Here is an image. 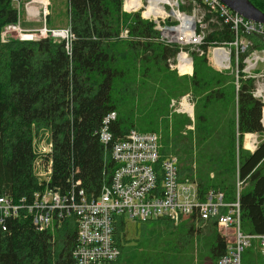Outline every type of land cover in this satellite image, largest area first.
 Instances as JSON below:
<instances>
[{
	"label": "trees",
	"instance_id": "obj_1",
	"mask_svg": "<svg viewBox=\"0 0 264 264\" xmlns=\"http://www.w3.org/2000/svg\"><path fill=\"white\" fill-rule=\"evenodd\" d=\"M55 1L50 0L51 13L45 16L48 27ZM248 1L264 12V0ZM11 3L0 0V32L17 23ZM66 7L75 37L70 54L64 43L49 38L0 42V195L30 198L40 190L32 173L31 142L33 133L47 129L53 144L50 185L64 191L73 169L87 196H96L117 165L95 132L115 112L110 126L114 139L131 130L162 128L161 155L178 158L180 180H194L200 199L214 191L223 194L224 202H233L238 164L240 178L248 177L240 195L241 230L264 235V129L262 104L251 95L252 80L239 79L236 90L232 74L216 72L206 57L197 55L192 56V76L179 77L167 66L177 47L156 41L154 24L139 13L123 12L122 0H66ZM123 28L131 40L119 39ZM247 38L253 48L264 50L259 35ZM232 39L225 25L206 41ZM189 91L195 99V132L183 135L190 119L171 114L169 104ZM248 133L259 135L252 153L241 147ZM133 224L134 238L126 240V218H114L120 256L113 264H193L194 250L198 264L203 259L216 264L225 253L215 218L197 232L192 218L176 225L165 218ZM75 244L73 220L44 232L27 220H10L5 231L0 228V264H76ZM242 261L264 264V257L250 248Z\"/></svg>",
	"mask_w": 264,
	"mask_h": 264
},
{
	"label": "built area",
	"instance_id": "obj_2",
	"mask_svg": "<svg viewBox=\"0 0 264 264\" xmlns=\"http://www.w3.org/2000/svg\"><path fill=\"white\" fill-rule=\"evenodd\" d=\"M48 0H29L22 6L24 14L35 18L32 6L40 7L45 22ZM20 0H12L18 11L15 25H7L0 32V42L10 41L11 34L17 38L35 34L36 38L52 39L64 43L70 54L75 39L70 26L65 28H40L27 30L20 27ZM185 0H169L161 4L155 14L145 15V6L123 10H142V18L154 24L158 32L156 41L169 46H177L175 57L167 60L168 68L179 77L192 76L191 54L206 57L208 65L218 73H230L235 77V89L239 79L252 80L251 95L262 104L261 124L264 129V51L252 49V43L243 38L257 34L264 41V25L250 20L228 9L220 0L191 1L189 12L180 11ZM133 6V3H132ZM229 27L231 41L207 42L211 27L221 30ZM120 39H132L128 30L121 32ZM155 40V39H154ZM206 45V47H204ZM251 48V51H247ZM248 52L241 59V55ZM175 112L193 119V99L187 94L179 101H172ZM116 119L115 112H109L95 132L117 168L109 183L103 184L96 196L88 197L76 178L78 171H71L67 188L50 185L53 175V144L49 130H38L32 136L34 160L32 173L41 187L30 198L14 199L0 195V228L6 230L10 220H27L39 232L59 228L68 220L76 225V244L72 252L76 264H113L120 256V250L113 239L114 218L124 216L138 222L168 219L177 223L181 219L192 218L196 232L209 219H216V229L225 241V253L216 264H244L242 255L246 249H257L264 257V235L245 234L240 226V195L247 178H240L238 164L235 176V200L223 201L221 192L209 191L200 199L197 184L188 178L180 180L178 158L173 154L161 155V139L156 133H142L131 130L123 138L114 139L110 126ZM192 129V127H188ZM250 136V145L245 137ZM242 148L255 151L257 134H244ZM238 148V147H237ZM194 168V166H193Z\"/></svg>",
	"mask_w": 264,
	"mask_h": 264
},
{
	"label": "rangeland",
	"instance_id": "obj_3",
	"mask_svg": "<svg viewBox=\"0 0 264 264\" xmlns=\"http://www.w3.org/2000/svg\"><path fill=\"white\" fill-rule=\"evenodd\" d=\"M29 0H20V7H21V16H22V14H24V12H22V6H23V4L24 3H26V2H28ZM124 1L125 0H122V11L123 12H125L124 10H123V5H124ZM191 1H193V0H185V2L183 3V5L182 4H180V7H179V9H180V11H183V12H189V9L191 8ZM196 1H200V0H196ZM48 2V8H47V14H50L51 13V3H50V0H48L47 1ZM55 3H56V14H55V17L53 18L54 19V21H53V25H52V27H48L47 26V28H65V27H67L69 24H68V19H67V7H66V0H56L55 1ZM140 3H142V6H145L146 4H149V0H141V2ZM139 3V5L136 7V8H140L141 7V4ZM168 3H169V0H168ZM12 4V7L14 8V9H16V11H17V8H16V4L15 3H11ZM126 6L128 7V8H133L132 6H130V5H128L127 3H126ZM32 7H34V6H32ZM183 7V8H182ZM125 13H127V14H130V13H139L140 14V17L142 18V16H141V14H142V10L140 9V10H138V11H136V12H125ZM17 15H18V11H17ZM35 20L37 19L36 17L34 18ZM143 19V18H142ZM143 20H145V19H143ZM145 21H148V20H145ZM148 22H150V21H148ZM45 22H44V19L42 20H39L38 22H32V23H29V24H27V27L28 28H38V27H40V26H42V24H44ZM22 28V27H21ZM211 29V32L208 34V35H210V34H212V33H216L217 31H219V29H218V27L217 26H213V27H211L210 28ZM123 31H125V29L123 28L122 30H121V32H123ZM120 32V33H121ZM120 35V34H119ZM158 37V36H157ZM208 37V36H207ZM11 38H13V39H11V40H24L23 38H21V39H18L17 38V34L16 33H13V34H11ZM120 39V38H119ZM243 39H247V40H249L252 44H253V42H252V40L251 39H248V38H243ZM26 40H28V41H34V42H36V41H39V40H42V38H36V36H35V34H32V37H31V35H30V39H26ZM120 40H131V39H120ZM7 42H9V41H7ZM6 42V43H7ZM58 43H60V42H58ZM173 47H177V46H173ZM252 49H255V50H258V51H264V50H262V49H257V48H253V46L251 47ZM251 48H249L247 51H251ZM177 49H178V47H177ZM247 54H248V52H245V53H243L242 55H241V59H243L245 56H247ZM193 55H195V54H191V56H193ZM245 55V56H244ZM242 56H244V57H242ZM208 64V63H207ZM209 66V65H208ZM169 69V68H168ZM170 70V69H169ZM171 71V70H170ZM171 72H173V71H171ZM230 74V73H229ZM234 76V75H233ZM234 84H235V82H234ZM187 94H189V95H191L192 96V99H193V107L195 106V99L193 98V95L191 94V92L189 91V92H187L185 95H187ZM185 95H183V96H185ZM183 96H181V97H179V98H172L171 100H170V104H169V109H170V112H171V114L172 113H175V114H179V113H176L175 112V108L174 107H172L171 106V102L172 101H179ZM189 118V117H188ZM190 119V118H189ZM190 124H188V125H186L185 127H184V130L182 131V134L183 135H185L186 133L188 134V132H195L194 131V109H193V119L191 120L190 119ZM188 127H192V129H189ZM40 130H46V129H40ZM152 133H156V134H158L159 136H160V139L162 138V128L161 129H159L158 131H156V132H152ZM242 139H244V138H242ZM257 140H258V142H259V135L257 134ZM242 142H243V140H242ZM238 149V148H237ZM245 150V149H244ZM245 151H248V150H245ZM248 152H250V151H248ZM194 168H195V166H194ZM247 186V183L244 185V187H243V189L245 188ZM184 220H186V219H181L180 221H178L177 223H174L175 225L176 224H179V223H181V221H184ZM126 221H127V230H126V240H132L133 238H134V233H136L135 231H136V228H135V226H133L134 224V221H132V220H129V219H126ZM64 224V223H63ZM62 224V225H63ZM61 225V226H62ZM195 249L197 250V243L195 242ZM196 254H197V252L194 250V255H193V264H198V259H197V257H196ZM202 264H210V262L208 261V259H203L202 260Z\"/></svg>",
	"mask_w": 264,
	"mask_h": 264
},
{
	"label": "water",
	"instance_id": "obj_4",
	"mask_svg": "<svg viewBox=\"0 0 264 264\" xmlns=\"http://www.w3.org/2000/svg\"><path fill=\"white\" fill-rule=\"evenodd\" d=\"M228 9L242 16L246 20L264 25V12L254 7L248 0H220ZM24 40L30 39L29 35H25Z\"/></svg>",
	"mask_w": 264,
	"mask_h": 264
},
{
	"label": "bare ground",
	"instance_id": "obj_5",
	"mask_svg": "<svg viewBox=\"0 0 264 264\" xmlns=\"http://www.w3.org/2000/svg\"><path fill=\"white\" fill-rule=\"evenodd\" d=\"M140 2H141V0H126V3L130 6H132V3H133V6H132L133 8H136ZM47 4H48V2H46V5ZM140 4L142 6V3H140ZM161 4H168V0H149V4L145 5V9H146L145 15L155 14V12H157L158 9L160 8ZM126 9H131V8H128L126 6ZM250 139H251V137L248 135L245 137L246 146L251 144Z\"/></svg>",
	"mask_w": 264,
	"mask_h": 264
},
{
	"label": "crops",
	"instance_id": "obj_6",
	"mask_svg": "<svg viewBox=\"0 0 264 264\" xmlns=\"http://www.w3.org/2000/svg\"><path fill=\"white\" fill-rule=\"evenodd\" d=\"M31 13L36 16V20L26 14H22L21 18H20V27H22V29H27V30H33V29H37V28H28L27 27V24L29 23H32V22H38L39 20H43V17H42V14H41V11H40V7L39 6H36V7H33L32 10H31ZM41 27V26H40ZM38 27V28H40Z\"/></svg>",
	"mask_w": 264,
	"mask_h": 264
}]
</instances>
